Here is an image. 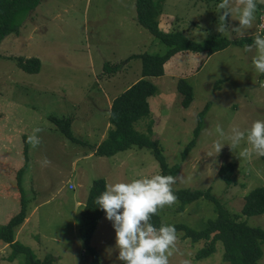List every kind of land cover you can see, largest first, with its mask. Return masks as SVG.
<instances>
[{
  "label": "rangeland",
  "instance_id": "1",
  "mask_svg": "<svg viewBox=\"0 0 264 264\" xmlns=\"http://www.w3.org/2000/svg\"><path fill=\"white\" fill-rule=\"evenodd\" d=\"M221 2L165 0L158 16L159 28L181 31L198 42L220 36L238 40L234 32L216 31ZM263 7L258 4L245 37L264 35L257 26ZM135 16V0H39L19 31L1 40L0 227L18 213L23 198L29 218L14 229V240L30 248L36 264L46 260L44 264H91L92 252L80 238L79 227L88 195L83 193L88 192L93 179L126 183L160 175L148 146L132 145L111 156L93 152L100 133L109 128L106 95L117 94L140 78L141 59L132 56L162 54L168 48L140 26ZM228 22L238 26L231 18ZM246 44L231 43L209 56L188 50L173 54L165 62L162 76L147 78L157 92L148 98L149 115L134 124L139 133L158 140L169 165L179 163L176 176L181 179L173 188H209L230 213L238 214L247 192L264 187V157L238 159L246 146L243 142L233 151L225 145L217 156L212 146L218 139L217 124L227 132L231 126L243 130L264 120V74L254 70L253 53L244 51ZM19 57L38 58L39 71L19 68ZM180 78L192 87L193 100L188 107L182 105V94L176 88ZM50 116L69 119L77 141L55 128ZM198 124L195 137L193 129ZM35 128L42 129L37 134L41 143L32 148L27 137ZM191 139L195 143L183 159L181 153ZM44 157L51 161L46 167L40 163ZM228 162L233 164L229 186L219 177L221 165ZM178 204L160 210L161 224L183 223L201 229L216 217L214 204L206 199L185 205L183 211L177 209ZM238 219L264 229V213L239 214ZM177 237L182 255H174L170 264L182 260L229 264L223 260L221 241L212 254L197 259L196 251L204 242L191 241L183 231H178ZM89 244L100 264L121 263L116 259L115 231L104 212ZM261 248L259 262L264 263V242ZM12 251V245L0 239V264H27L22 252L9 260Z\"/></svg>",
  "mask_w": 264,
  "mask_h": 264
},
{
  "label": "trees",
  "instance_id": "2",
  "mask_svg": "<svg viewBox=\"0 0 264 264\" xmlns=\"http://www.w3.org/2000/svg\"><path fill=\"white\" fill-rule=\"evenodd\" d=\"M165 0H135V19L137 23L148 30L153 36L167 45V50L162 54L138 53L132 57L141 59L140 78L129 85L119 95L111 101L108 114L109 128L105 138L95 148L99 156H111L120 150H125L132 145L148 146L152 149L153 155L158 163L160 175L176 176L180 165L175 163L169 165L165 160L162 149L157 139H151L142 133H139L134 124L140 118L149 115L148 98L157 92V87L147 77L162 76L164 74L165 62L175 53L180 51L204 52L209 56L217 51L226 48L231 43L242 45L251 44L255 36H247L243 39L231 40L224 36L215 39L198 42L189 39L181 31L164 32L159 28L158 16L162 10V4ZM39 0H0V43L9 33H17L29 11L34 9ZM264 8V7H263ZM262 8V9H263ZM260 14V13H259ZM258 15V19H259ZM262 31L259 32H263ZM263 34V33H262ZM19 68L29 72H37L40 67V60L36 57L23 59L18 58ZM177 91L182 94V105L188 107L193 100L192 87L182 78L176 83ZM203 111L198 114L201 115ZM197 114V115H198ZM49 119L56 125L55 128L73 141L70 130V120L60 119L50 116ZM200 125L193 129L196 137L199 133ZM195 143L191 139L184 147L181 156L184 159L187 151ZM233 170L232 163H225L219 169V177L230 185L232 183L231 174ZM18 186L21 185L18 181ZM106 186L104 178H95L92 180L86 201L84 203L81 216L82 222L79 227V236L85 245L92 252L91 264H100L98 254L89 242L96 225L103 215V211L94 204V200L99 196ZM174 194L179 202L177 209L183 211L185 205L200 198L211 201L214 204L216 217L209 219L206 226L201 229H193L183 223H176V231H183V236L193 242L203 241L204 245L196 251L195 258L201 259L212 254L216 249L217 241L223 245V260L229 264H264L259 259L262 255L261 243L264 242V229L247 225L246 222L239 220V214L245 216L259 215L264 213V187L257 186L252 188L244 196V201L240 213H230L220 201L214 197L209 188H173ZM26 218L25 200L21 199V207L17 214L12 216L6 224L0 227V239L12 245L13 251L9 260L17 253H25L27 264H36L32 257V251L29 247L19 244L14 240V229L21 225ZM154 226L161 225L159 215L153 216ZM43 263L39 264H44ZM120 264H123L121 262Z\"/></svg>",
  "mask_w": 264,
  "mask_h": 264
},
{
  "label": "clouds",
  "instance_id": "3",
  "mask_svg": "<svg viewBox=\"0 0 264 264\" xmlns=\"http://www.w3.org/2000/svg\"><path fill=\"white\" fill-rule=\"evenodd\" d=\"M264 0H222L217 7L219 14L216 31L236 33L243 39L248 29L253 26L255 12ZM229 18L238 21V26H231ZM244 51L253 53L254 70L264 74V35H256L251 44H246ZM264 87V84L261 85ZM42 129H33L27 137V143L36 148L41 139L38 133ZM215 132L218 139L213 142V150L217 156L227 145L232 151L242 144L238 159H251L253 156L264 157V120H256L247 129L231 126L226 132L217 124ZM211 156V154H210ZM42 167L51 161L44 157ZM181 177L173 175H154L133 179L130 182L106 184L105 190L95 198L94 204L105 213V218L112 223L115 231L116 259L123 264H170L174 255L181 254L177 247V231L175 226L153 225L152 217L165 207L177 202L173 185ZM182 255V254H181ZM181 264H189L182 260Z\"/></svg>",
  "mask_w": 264,
  "mask_h": 264
},
{
  "label": "crops",
  "instance_id": "4",
  "mask_svg": "<svg viewBox=\"0 0 264 264\" xmlns=\"http://www.w3.org/2000/svg\"><path fill=\"white\" fill-rule=\"evenodd\" d=\"M148 78V77H147ZM135 82V81H134ZM133 82V83H134ZM128 87V86H127ZM122 91H124V90H122ZM121 91V92H122ZM121 92H118L117 94H112V95H106V99H107V101H108V103H109V108H110V105H111V101H112V99L114 98V97H116L117 95H119ZM109 111V110H108ZM107 123V128L109 127V122L107 121L106 122ZM104 129H105V127H104ZM105 133H106V131H104L103 133L101 132L100 133V137H99V139H98V141L94 144V149H93V152H95V148H96V146L98 145V143L99 142H101L102 140H103V138H104V136H105ZM103 136V137H102ZM91 152L90 153H88L87 155H85L86 157H89V156H91ZM71 172V171H70ZM72 182V181H71ZM79 184V183H78ZM86 194H88V192H84L83 193V195H86ZM81 197V196H80ZM82 200H83V198H81ZM85 201H86V199H85ZM77 204H79L80 203V201H77L76 202ZM85 203V202H84ZM28 218H29V215H27L26 216V218H25V220L23 221V223L21 224V225H23L25 222H27V220H28ZM19 230V229H18ZM6 245V244H5Z\"/></svg>",
  "mask_w": 264,
  "mask_h": 264
},
{
  "label": "built area",
  "instance_id": "5",
  "mask_svg": "<svg viewBox=\"0 0 264 264\" xmlns=\"http://www.w3.org/2000/svg\"><path fill=\"white\" fill-rule=\"evenodd\" d=\"M259 15L260 16H259V19H258L257 26H258V30L259 31H262L264 29V8L261 9Z\"/></svg>",
  "mask_w": 264,
  "mask_h": 264
}]
</instances>
